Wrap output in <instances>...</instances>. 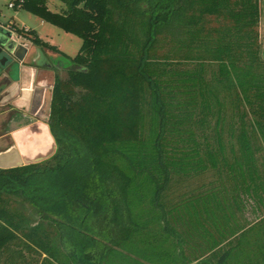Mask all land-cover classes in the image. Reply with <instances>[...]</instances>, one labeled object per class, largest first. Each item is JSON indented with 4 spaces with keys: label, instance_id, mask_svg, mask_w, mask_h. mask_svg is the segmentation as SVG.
Segmentation results:
<instances>
[{
    "label": "trees",
    "instance_id": "1",
    "mask_svg": "<svg viewBox=\"0 0 264 264\" xmlns=\"http://www.w3.org/2000/svg\"><path fill=\"white\" fill-rule=\"evenodd\" d=\"M57 1L58 12L49 10L48 0L9 1L13 10L76 36L81 46L67 57L34 31L13 27L72 67L64 78L54 70L47 119L53 155L0 169V264L21 240L45 255L41 264H67L45 227L10 210L9 198L43 218H56L58 243L70 250L73 264H104L121 257L119 249L157 264H180L174 253L166 254V263L158 253L165 245L186 246L194 237L211 251L237 235L235 218L244 198L264 200V168L257 166L254 141L257 132L264 136L258 0ZM194 8L202 17L228 23L210 31L220 35L219 44H202L204 28ZM175 18L187 37L176 45L184 54L177 62L158 59L160 32ZM226 133L235 144L225 143ZM208 171L216 175L217 187L183 194L173 203L163 200L173 182ZM255 247L259 257L245 256L243 264H264V240ZM232 256L237 255L224 252L215 264Z\"/></svg>",
    "mask_w": 264,
    "mask_h": 264
},
{
    "label": "rangeland",
    "instance_id": "2",
    "mask_svg": "<svg viewBox=\"0 0 264 264\" xmlns=\"http://www.w3.org/2000/svg\"><path fill=\"white\" fill-rule=\"evenodd\" d=\"M8 3L9 0H0V22L14 21L16 25L8 22L6 24H3V27L8 26L7 28L11 32H14L13 27H18L20 29H30L37 35H39L43 41L56 47L63 55L67 57L72 58L78 53L81 46V40L79 38L74 35L67 34L48 23L41 22L39 18L23 10L10 9L7 6ZM47 6L50 11L58 12L62 4L57 0H48ZM258 6L259 20L256 29L258 32L259 53L263 58L262 60L264 61V0H258ZM188 8V13L190 15L192 7L187 6V9ZM192 13L196 17H199V28H204V32L200 34L202 44H219L221 42V39L219 38L220 35H216V33H212L210 31L215 27L224 28V26H226L228 23L215 16L202 17L196 9ZM173 21L175 23L170 29H163L160 32L154 52L155 56L158 59L165 57L171 61L177 62L181 61V55L184 54L180 51H177V41L183 40L184 38L186 40L187 37H183V30H180V27L178 26L179 24L177 23L179 22V20L175 18L173 19ZM208 31L210 34H207ZM16 35L19 37L18 34ZM58 55L61 56L60 54ZM65 60L66 58L63 57L60 58V60H56L53 62V66H56L54 68L55 71L62 78L66 76L67 71V65L64 64ZM204 61L207 65L211 66L213 70H216V64L214 62H210V60ZM50 63H52V61ZM211 73L212 71L209 70L206 74V78L208 80L212 78ZM48 98L49 93L48 95H46L47 100ZM48 105L49 100L46 103L44 109L40 111L41 116H44V119H47L49 113ZM228 113H230V110ZM210 120L211 125L213 126V118ZM230 121L231 120L228 118L227 122L230 123ZM234 121L235 124L238 123V119H234ZM207 132H209L208 135H210V130ZM247 132L248 136L250 137L251 130L249 129V127H247ZM224 139L227 145H231V142H233L234 144L236 143V140H232L227 133L224 135ZM199 141H202L201 137ZM250 141L252 140L250 139ZM254 141H256V144L259 147L255 156L257 166L260 170H262L264 168V136H260L257 132L256 139L254 138ZM214 185H217V178L216 175L212 173V171L193 175L188 178L186 182H182L180 184L173 182L168 190V193L166 194L167 196H165L163 200L165 202L173 203L180 200L183 194L189 195L208 192V189L210 187H215ZM260 196L263 197L262 199H264L263 193L260 192ZM244 199L245 201L243 203L242 210L237 214L235 218L236 226L241 228L237 235L232 238H230L229 236H227L226 239L223 238V240H221L214 249H211V251L207 249L208 244L206 242L200 240L198 241L195 237L190 240L188 245L181 248H176L175 250H172L170 247L165 245L161 250L162 253H158L159 256L163 254L161 255V257H163L162 262L166 263L165 261L167 259V253H174L179 258L178 263L180 264H208L207 262L215 264L216 260H218L217 258L224 252L230 254L232 253V255H237L236 257L232 256V258H228L225 264H236L237 261L239 264H243V262H245L246 260L245 256L250 257L251 254H256V256L259 257L257 251L258 249L255 247V244L259 240H264V200L260 202L254 196L249 198L246 197ZM9 208L10 210L19 209L21 211V214L27 219L30 225L42 224L48 232L54 246H56L55 248L58 249L59 259L62 261V263L73 264L70 259V250L65 249L61 246V244L58 243L57 222H55L56 218H54V216H50L48 219H46V216H44L45 218H43L36 209H33L26 204H21L20 202L18 204V200L14 198H9ZM195 244L197 247H199L196 250L192 247ZM119 253L121 257H117L110 261H105L104 264H157L156 260L153 259L152 261H150L148 257L144 258L142 255L133 253V251L119 249ZM44 257L45 255L37 248L21 240L16 242V244H14L10 250L4 253L3 260L6 264H41ZM253 261H255V258L253 259ZM52 262L53 264H61V262Z\"/></svg>",
    "mask_w": 264,
    "mask_h": 264
},
{
    "label": "crops",
    "instance_id": "3",
    "mask_svg": "<svg viewBox=\"0 0 264 264\" xmlns=\"http://www.w3.org/2000/svg\"><path fill=\"white\" fill-rule=\"evenodd\" d=\"M8 22L16 25L14 21H1L0 29L11 32L8 26L3 27ZM9 41L15 43L12 60L0 69V165L38 163L55 151L48 116L44 119L40 111L50 102L54 82L51 65L63 57L34 46L14 32ZM22 49L25 53L20 60Z\"/></svg>",
    "mask_w": 264,
    "mask_h": 264
},
{
    "label": "water",
    "instance_id": "4",
    "mask_svg": "<svg viewBox=\"0 0 264 264\" xmlns=\"http://www.w3.org/2000/svg\"><path fill=\"white\" fill-rule=\"evenodd\" d=\"M11 36V32L4 31L3 29H0V69H4L8 63L11 62L10 54L13 53L15 43L14 41H9V38ZM25 53V49H22V54L18 57V59H22L23 54ZM33 164V163H31ZM28 165V164H26ZM23 166L21 163H17L14 165L9 166H2L0 165V169H10L15 167Z\"/></svg>",
    "mask_w": 264,
    "mask_h": 264
},
{
    "label": "flooded vegetation",
    "instance_id": "5",
    "mask_svg": "<svg viewBox=\"0 0 264 264\" xmlns=\"http://www.w3.org/2000/svg\"><path fill=\"white\" fill-rule=\"evenodd\" d=\"M64 64L67 65V69H70L72 67V65L69 63L68 60H66ZM55 67L56 66L51 65V70H52L53 74H54V70H55L54 68Z\"/></svg>",
    "mask_w": 264,
    "mask_h": 264
},
{
    "label": "built area",
    "instance_id": "6",
    "mask_svg": "<svg viewBox=\"0 0 264 264\" xmlns=\"http://www.w3.org/2000/svg\"><path fill=\"white\" fill-rule=\"evenodd\" d=\"M8 7H9V8H12V5H11V4H8Z\"/></svg>",
    "mask_w": 264,
    "mask_h": 264
}]
</instances>
